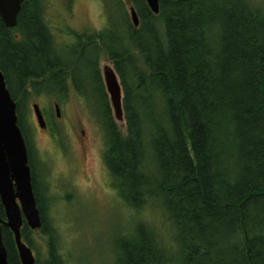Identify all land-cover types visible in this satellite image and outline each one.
Returning <instances> with one entry per match:
<instances>
[{"label": "trees", "instance_id": "obj_1", "mask_svg": "<svg viewBox=\"0 0 264 264\" xmlns=\"http://www.w3.org/2000/svg\"><path fill=\"white\" fill-rule=\"evenodd\" d=\"M102 1L106 26L74 35L72 45L55 41L43 0H25L13 29L0 20V71L27 144L45 264L63 261L30 156L26 106L33 95H66L70 82L105 132L112 187L130 209L160 211L171 234L166 242L139 221L118 264H264V0H159L158 15L146 0ZM103 57L122 87L123 130ZM1 231L8 264H21L13 233ZM32 233L24 222L34 251Z\"/></svg>", "mask_w": 264, "mask_h": 264}, {"label": "rangeland", "instance_id": "obj_2", "mask_svg": "<svg viewBox=\"0 0 264 264\" xmlns=\"http://www.w3.org/2000/svg\"><path fill=\"white\" fill-rule=\"evenodd\" d=\"M43 4L46 23L58 45L75 44L74 35L95 33L107 24L102 0H43ZM99 65L100 69L105 65L113 67L106 57ZM59 96L33 95L27 102L25 123L41 196L50 199L45 207L47 225L55 234L54 250L63 264H118V254L131 241L139 221L155 228L168 242L171 234L160 211L151 207L134 211L112 187L104 163L105 132L89 106L81 108L86 113L83 119L87 120L84 127L89 140L88 160L83 159L81 149L74 145L75 160L71 164L49 142L47 133L37 124L33 105H39L52 119L54 109L50 100ZM117 124L124 129V121ZM31 237L36 248L34 256L45 264L49 259L47 237L40 230L33 231Z\"/></svg>", "mask_w": 264, "mask_h": 264}, {"label": "water", "instance_id": "obj_3", "mask_svg": "<svg viewBox=\"0 0 264 264\" xmlns=\"http://www.w3.org/2000/svg\"><path fill=\"white\" fill-rule=\"evenodd\" d=\"M25 0H0V20L7 29L17 26L19 13ZM154 15L159 13V0H146ZM130 16L135 27L139 18L134 9ZM102 78L115 122L124 121L122 87L113 67L101 68ZM37 124L46 128V122L39 105H33ZM0 201L6 220L0 218V264H8L7 251L2 241V226L14 235L21 264H36L32 249L23 241L21 230L24 222L32 231L42 228V220L32 186L31 168L27 144L18 125L17 105L0 71Z\"/></svg>", "mask_w": 264, "mask_h": 264}, {"label": "flooded vegetation", "instance_id": "obj_4", "mask_svg": "<svg viewBox=\"0 0 264 264\" xmlns=\"http://www.w3.org/2000/svg\"><path fill=\"white\" fill-rule=\"evenodd\" d=\"M50 104L51 108L54 109V114L52 112L51 115V121L49 120V116L42 111L46 122L44 131L47 133L49 142H51L71 164L75 160L73 151L74 145H77L79 150L81 149V152L84 154L83 159L88 160L89 154L87 150L89 140L86 137L84 127V121L87 120H85V118L83 119V115L86 116V113L83 114L84 110H81V108L88 106L89 101L81 97L74 82H70L68 93L58 99L51 98ZM59 126H61L62 129H60Z\"/></svg>", "mask_w": 264, "mask_h": 264}]
</instances>
